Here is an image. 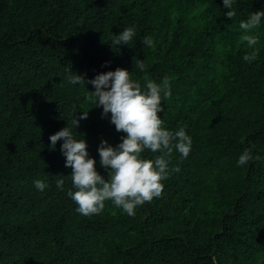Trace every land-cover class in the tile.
<instances>
[{
    "label": "trees",
    "instance_id": "1",
    "mask_svg": "<svg viewBox=\"0 0 264 264\" xmlns=\"http://www.w3.org/2000/svg\"><path fill=\"white\" fill-rule=\"evenodd\" d=\"M233 9L228 19L223 0H0V264H264V18L251 63L239 27L264 0ZM128 27L133 40L113 45ZM69 68L88 80L122 68L142 89L145 73L169 77L158 115L185 129L191 150H173L169 168L180 171L134 216L111 201L85 216L67 194L63 140L53 149L49 137L89 111L73 132L107 180L98 147L124 135L87 99L91 84L67 81ZM245 149L254 159L237 166Z\"/></svg>",
    "mask_w": 264,
    "mask_h": 264
},
{
    "label": "clouds",
    "instance_id": "2",
    "mask_svg": "<svg viewBox=\"0 0 264 264\" xmlns=\"http://www.w3.org/2000/svg\"><path fill=\"white\" fill-rule=\"evenodd\" d=\"M233 4L234 0H223L224 8L229 9L225 13L228 19L236 15ZM262 18L264 11H257L240 22L239 27L244 33L240 39L250 49L243 56L245 62L251 63L258 57L259 49L255 47L258 38L251 33L259 27ZM135 34L134 27L125 28L119 35H113L112 44L128 45ZM142 43L149 48L154 46L150 36L144 37ZM133 60L135 67L145 72L144 61ZM66 72L69 83L82 87L92 85L94 91L87 90V99L95 104V108L103 109L102 118H109L110 114V123L117 132L124 134L115 147L107 141H102L98 147L99 163L107 171V180L96 170V160L89 157L86 140H78L73 132V129L76 132L79 128L80 121L88 118L89 111L73 114L65 128L49 137L53 149L58 141L63 140L60 151L66 158L65 167L71 169L69 177L74 189L67 194L77 205L76 211L85 216L99 214L107 201L129 216H134L138 206L161 197L163 181L169 178L171 172L180 171L178 166L169 168L173 150L178 151L182 158H187L191 150V138L185 129L168 130L158 115L164 111L161 107L162 96L171 98L169 77L165 76L157 84L145 73L142 89L141 83L122 68L97 74L90 80L85 79L86 74L73 73L71 68ZM145 151L160 154L154 159H147L142 155ZM252 159L251 150L245 149L237 166H243ZM58 177L57 188L63 190L64 178ZM34 185L39 191L47 187L40 179L35 180Z\"/></svg>",
    "mask_w": 264,
    "mask_h": 264
}]
</instances>
